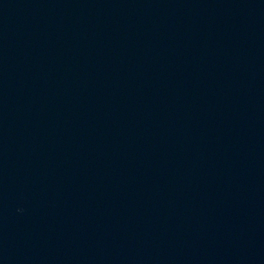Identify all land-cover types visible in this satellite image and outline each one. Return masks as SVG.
<instances>
[{"label":"water","instance_id":"water-1","mask_svg":"<svg viewBox=\"0 0 264 264\" xmlns=\"http://www.w3.org/2000/svg\"><path fill=\"white\" fill-rule=\"evenodd\" d=\"M0 264H264V0H0Z\"/></svg>","mask_w":264,"mask_h":264}]
</instances>
